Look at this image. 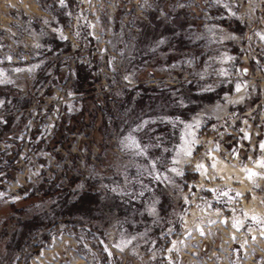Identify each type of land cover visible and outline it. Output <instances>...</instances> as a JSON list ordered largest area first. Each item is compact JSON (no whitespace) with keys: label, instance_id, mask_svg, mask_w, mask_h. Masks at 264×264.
<instances>
[{"label":"rangeland","instance_id":"obj_1","mask_svg":"<svg viewBox=\"0 0 264 264\" xmlns=\"http://www.w3.org/2000/svg\"><path fill=\"white\" fill-rule=\"evenodd\" d=\"M0 264H264V0H0Z\"/></svg>","mask_w":264,"mask_h":264},{"label":"snow or ice","instance_id":"obj_2","mask_svg":"<svg viewBox=\"0 0 264 264\" xmlns=\"http://www.w3.org/2000/svg\"><path fill=\"white\" fill-rule=\"evenodd\" d=\"M253 239H255V237H253Z\"/></svg>","mask_w":264,"mask_h":264}]
</instances>
